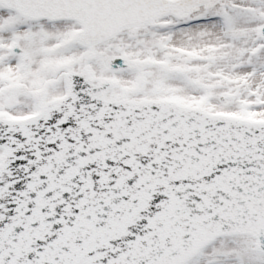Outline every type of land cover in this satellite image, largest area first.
Wrapping results in <instances>:
<instances>
[{"label":"snow or ice","instance_id":"snow-or-ice-1","mask_svg":"<svg viewBox=\"0 0 264 264\" xmlns=\"http://www.w3.org/2000/svg\"><path fill=\"white\" fill-rule=\"evenodd\" d=\"M0 264H264V0H0Z\"/></svg>","mask_w":264,"mask_h":264}]
</instances>
